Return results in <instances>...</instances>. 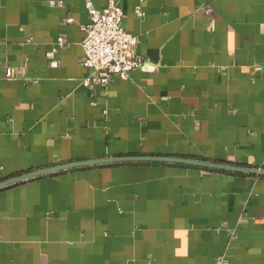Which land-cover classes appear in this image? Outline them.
<instances>
[{"label":"crops","instance_id":"crops-1","mask_svg":"<svg viewBox=\"0 0 264 264\" xmlns=\"http://www.w3.org/2000/svg\"><path fill=\"white\" fill-rule=\"evenodd\" d=\"M116 1L143 65L85 87L86 0H0V182L121 156L264 169V0ZM220 259L264 264V176L121 162L0 189V264Z\"/></svg>","mask_w":264,"mask_h":264},{"label":"built area","instance_id":"built-area-1","mask_svg":"<svg viewBox=\"0 0 264 264\" xmlns=\"http://www.w3.org/2000/svg\"><path fill=\"white\" fill-rule=\"evenodd\" d=\"M52 6L55 1L50 2ZM86 9L90 16V21L82 26L84 32L81 40L83 50L82 66L86 71L82 78V85L88 87L94 84H106L113 75L122 79L129 77L130 73L139 69L143 65V60L139 57L134 47L137 37L127 32L121 25L123 16L122 9L116 0H107L104 10L96 9L89 0L85 2ZM210 8H205V13H210ZM137 16L141 17L143 12L136 8ZM68 18L67 21H71ZM58 46L62 47L64 41L57 39ZM51 56V53H48ZM56 61H51L50 65L55 66ZM6 76H10V69H6ZM217 264H225L220 259Z\"/></svg>","mask_w":264,"mask_h":264},{"label":"water","instance_id":"water-1","mask_svg":"<svg viewBox=\"0 0 264 264\" xmlns=\"http://www.w3.org/2000/svg\"><path fill=\"white\" fill-rule=\"evenodd\" d=\"M121 162H168L174 164H180L185 166H193L203 169H211L218 171H226L233 173L249 174L254 176H264V169L249 167V166H239L226 164L217 161H206L194 158H184V157H164V156H121V157H111L103 159H92L84 161H75L70 163H64L52 167L43 168L33 172L26 173L17 177H12L0 182V189L11 184H15L24 181L29 178L38 177L41 175L51 174L62 170H67L75 167L82 166H93L102 165L110 163H121Z\"/></svg>","mask_w":264,"mask_h":264},{"label":"trees","instance_id":"trees-1","mask_svg":"<svg viewBox=\"0 0 264 264\" xmlns=\"http://www.w3.org/2000/svg\"><path fill=\"white\" fill-rule=\"evenodd\" d=\"M197 159L206 160V159H203V158H197ZM201 169H203V168H201ZM205 170H211V169H205ZM212 171H214V170H212ZM234 174H238V173H234Z\"/></svg>","mask_w":264,"mask_h":264}]
</instances>
